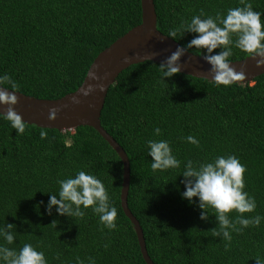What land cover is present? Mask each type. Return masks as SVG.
<instances>
[{
	"label": "trees",
	"instance_id": "16d2710c",
	"mask_svg": "<svg viewBox=\"0 0 264 264\" xmlns=\"http://www.w3.org/2000/svg\"><path fill=\"white\" fill-rule=\"evenodd\" d=\"M153 2L156 28L166 35L200 11L215 17L241 6L239 0ZM248 2L262 12L264 24V0ZM140 15V0H0V75L7 73L17 84L14 90L24 94L58 98L80 85L98 52L138 24ZM193 35L178 33L173 39L184 47ZM245 56L233 48L229 60ZM158 64L145 60L123 69L100 112L101 126L127 154V206L141 226L150 259L154 264H264V220L259 227L232 232L226 250L225 241L211 234L218 228L214 211L207 210V220L199 218L201 210L180 195L179 175L188 159L195 165L234 155L246 168L244 190L256 200L255 210L243 215L264 216V73L217 87L180 72L161 82ZM155 127L160 136L153 134ZM189 135L198 145L182 139ZM149 139L167 140L180 167L153 172ZM77 170L103 182L117 209L116 229L104 228L91 207L83 209V218L57 215L55 206L51 215L45 212L48 193L58 191L57 179ZM121 181L119 156L94 128L59 131L25 123L17 135L0 119V225L14 224L17 232L8 247L29 243L44 252L48 264H76L77 257L84 264L89 257L95 264H146L120 206ZM227 215L232 220L237 213Z\"/></svg>",
	"mask_w": 264,
	"mask_h": 264
},
{
	"label": "clouds",
	"instance_id": "9594fccd",
	"mask_svg": "<svg viewBox=\"0 0 264 264\" xmlns=\"http://www.w3.org/2000/svg\"><path fill=\"white\" fill-rule=\"evenodd\" d=\"M241 6L226 9L223 16L218 12L215 17L205 15L203 11L194 14L190 20H182L180 24L171 29L168 36L175 38L179 33L194 34L184 45L177 47L165 60L159 63L158 71L160 81L165 77H172L180 72L179 58L186 49L203 50V59L210 64L214 86H230L234 82L243 79V71L236 72L230 67L229 57L233 54V48L245 53L248 57H259L257 66L264 65V24H262V12L255 11L248 0H239ZM235 37V39H233ZM219 51L214 52V50ZM149 60L150 58H145ZM93 74V79H95ZM7 84V89H16L17 84L7 73L0 75V86ZM5 88V87H4ZM92 85L84 89L87 95ZM13 92L0 89V105H7L4 112H0V119L9 122L17 135L25 131V122L13 109L17 97ZM50 111L49 118L54 115ZM155 136L161 135L159 127L153 128ZM40 138H46V132H40ZM186 142L198 145L199 141L193 136L182 138ZM147 156L150 157V168L153 172L168 169H177L181 162L173 155L169 142L164 139L145 142ZM246 168L239 159L231 154L217 155L210 161L200 162L194 165L188 159L183 164L181 183L184 191L180 193L189 204L195 203L201 210L199 218L207 220L209 209L214 211L218 228L212 231L213 237H219L225 241V249L232 239V232L240 233L245 228L259 227L264 216L256 214L246 217L244 213H251L256 208V200L244 190V173ZM59 185L56 194L48 193L45 212L52 214L55 206L57 215L68 218H83V209L91 207V211L98 217V222L109 231L116 229L115 223L117 209L112 205L111 198L103 182L91 172L77 170L74 174L63 179H57ZM196 198L193 201V198ZM235 211L237 216L230 220L228 213ZM53 222V221H52ZM238 225V226H237ZM15 225L4 223L0 225V264H48L43 251H38L33 245L24 243L18 249L10 248L16 239ZM107 247V245H105ZM76 264H84L76 258ZM88 264H95V260L88 258ZM256 264H259L257 261Z\"/></svg>",
	"mask_w": 264,
	"mask_h": 264
},
{
	"label": "water",
	"instance_id": "95a60500",
	"mask_svg": "<svg viewBox=\"0 0 264 264\" xmlns=\"http://www.w3.org/2000/svg\"><path fill=\"white\" fill-rule=\"evenodd\" d=\"M140 8V22L98 52L91 61L82 82L73 91L58 98L49 99L37 98L3 86H0V89L8 92L15 91L17 102L12 107L25 123L59 131L72 130L80 125L90 126L112 147L122 162L120 206L132 224L144 262L154 264L147 253L141 226L127 206L129 188L127 154L100 124V112L107 90L123 69L131 64L145 61V58L161 63L177 47H183L156 28L153 0H140ZM257 59L259 57L245 56L242 59L229 60L230 67L236 72L243 71V79L234 83L250 82L255 76L264 73V65L257 66ZM178 64L180 73L211 81V66L203 59V54L193 53L186 49L179 58ZM93 74H95V79H93ZM89 85H92V88L87 95H84V89ZM6 108L7 105H0V112H4ZM50 111L55 112L51 119L49 118Z\"/></svg>",
	"mask_w": 264,
	"mask_h": 264
}]
</instances>
